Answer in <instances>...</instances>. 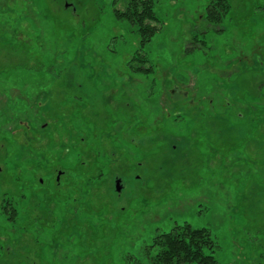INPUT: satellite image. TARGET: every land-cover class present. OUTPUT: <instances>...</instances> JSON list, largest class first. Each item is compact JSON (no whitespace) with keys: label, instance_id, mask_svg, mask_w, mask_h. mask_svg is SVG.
Here are the masks:
<instances>
[{"label":"rangeland","instance_id":"rangeland-1","mask_svg":"<svg viewBox=\"0 0 264 264\" xmlns=\"http://www.w3.org/2000/svg\"><path fill=\"white\" fill-rule=\"evenodd\" d=\"M214 1L156 0L141 47L116 0H0V197L23 187L18 159L33 194L78 186L90 206L53 245L0 237V264L35 245L17 264H151L154 238L185 223L211 232L218 264H264V0H226L208 25ZM35 150L59 164L34 170Z\"/></svg>","mask_w":264,"mask_h":264},{"label":"trees","instance_id":"trees-1","mask_svg":"<svg viewBox=\"0 0 264 264\" xmlns=\"http://www.w3.org/2000/svg\"><path fill=\"white\" fill-rule=\"evenodd\" d=\"M39 1L43 2V0ZM55 1L57 3L56 7L60 6L62 0ZM120 2H122L124 8L118 7ZM155 2L156 0H116L115 3V15L119 19L128 20L131 26L135 28L139 35L141 47L150 42L159 31V20L154 10ZM228 8L229 3L226 0H215L208 5L205 15L208 25L221 22ZM67 10L71 11L70 9ZM137 55H139V58L133 57L129 61L131 63L137 59L141 61L142 64L134 68L135 72L148 71L149 69L145 67L147 63L146 56L139 51H137ZM33 115L36 117V111ZM79 133H75L76 137ZM62 134L64 135V132ZM47 145L51 150L56 145V141L51 139ZM74 147L77 152L81 149L77 145H74ZM35 151H40L38 157L32 160L33 156H31V160L28 159L34 170H41L45 166L51 167L54 164H59L51 161L50 157L46 158V156H50L46 150ZM18 152L19 149L15 150L14 154ZM57 152L59 159L56 161L60 163L68 162L69 159L65 153L63 155L64 151L60 152L59 150ZM19 154L22 153L19 152ZM7 166L12 177L11 180L18 185L23 184V187L20 191H17V194L4 192L0 197V225L3 228L0 237L7 236L15 244H18L24 235H29L34 238L33 240L37 244L53 245L54 242L56 243V236L58 235L56 232L64 226L65 221L74 220L76 223H83L87 220V215L90 214V206H87V200L82 199V196L86 198V189H79L78 186H74L75 189L73 187L64 199L56 196L51 198V195L46 196L49 194L47 191L44 194L36 195L31 190L35 176L32 171L29 172L27 165L17 159L14 162L13 160L11 162L7 161ZM24 169L28 171H26L24 177L28 174L30 178L31 175V183H24L22 173ZM103 175L102 171L98 181ZM67 213L75 216L67 219ZM36 246H32L31 249L35 250L34 254L39 255L40 252ZM215 247L216 243L207 228H193L189 223L176 224L172 230L162 232L154 238L152 245H150V249L154 248V251H149L151 252L150 261L151 264H218L213 255ZM24 250L25 253L27 252L26 256L20 251L16 254L13 253L9 264H17L18 258H28L32 254V250L27 247Z\"/></svg>","mask_w":264,"mask_h":264},{"label":"water","instance_id":"water-1","mask_svg":"<svg viewBox=\"0 0 264 264\" xmlns=\"http://www.w3.org/2000/svg\"><path fill=\"white\" fill-rule=\"evenodd\" d=\"M69 6H71V4H69L68 2H66L65 3V8H68ZM62 173H63L62 171H59L58 172L57 180L60 179V176L62 175ZM121 182H122V180L120 178H118L116 180V190H117V192H121V190H122L123 184H121Z\"/></svg>","mask_w":264,"mask_h":264},{"label":"flooded vegetation","instance_id":"flooded-vegetation-1","mask_svg":"<svg viewBox=\"0 0 264 264\" xmlns=\"http://www.w3.org/2000/svg\"><path fill=\"white\" fill-rule=\"evenodd\" d=\"M117 179H118V178H117ZM117 179H116V180H117ZM120 179H121V178H120ZM121 180H122V179H121ZM115 183H116V181H115ZM121 184H122V182H121ZM122 190H123V186H122ZM122 190H121V191H122ZM117 193H120V192H117Z\"/></svg>","mask_w":264,"mask_h":264}]
</instances>
